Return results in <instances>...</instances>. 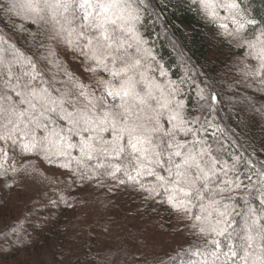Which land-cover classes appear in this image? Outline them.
<instances>
[{"label": "snow or ice", "instance_id": "obj_1", "mask_svg": "<svg viewBox=\"0 0 264 264\" xmlns=\"http://www.w3.org/2000/svg\"><path fill=\"white\" fill-rule=\"evenodd\" d=\"M194 2L214 17L217 7L229 10L234 28L220 27L247 48L245 60L255 62L245 65L248 74L264 84V22L243 14L238 0ZM0 10L51 24L48 38L82 56L95 77V88L84 84L51 47L39 59L57 72L46 75L37 59L0 36V142L62 161L61 168L75 160L92 173L89 179L102 170L146 193V200L159 197L198 237L182 250L180 264H264V166L239 172L238 157L229 163L200 135L206 129L186 115L184 102L175 99L178 90L142 70L145 42L131 0H7ZM17 27L26 31L23 23ZM60 72L67 80L57 78ZM0 154L6 157V149Z\"/></svg>", "mask_w": 264, "mask_h": 264}, {"label": "trees", "instance_id": "obj_2", "mask_svg": "<svg viewBox=\"0 0 264 264\" xmlns=\"http://www.w3.org/2000/svg\"><path fill=\"white\" fill-rule=\"evenodd\" d=\"M131 2L140 17L136 30L145 42V60H152L166 73L155 77L156 81L178 90L175 99L184 102L186 115L198 117L196 127L206 129L200 135L220 149L229 163L238 157L239 172L251 174L249 169L264 166V84L249 75L248 68L232 64L234 57L245 58L247 48L239 47L235 39L217 50L198 9L194 5L186 8L183 0H173L171 6L160 0ZM238 3L243 14L264 22V0ZM220 8L225 14L227 9ZM21 23L25 32L18 30ZM259 26L250 27L248 33ZM51 27L0 10V36L15 42L28 55L33 46L49 39ZM0 145L9 156L24 154L19 144ZM29 156L65 171L66 185L61 193L55 189L30 193L20 178L27 162L8 169L0 155V264H180L186 258L182 250L188 247L160 253L145 244L153 243V237L148 239L151 222L164 221L165 229L173 228V210L158 203L159 197L146 200V193L119 185L102 170L89 179L92 173L78 168L75 160L66 169L58 166L62 161ZM72 156L79 157L78 149L72 150ZM34 178L40 180L37 189L53 181L44 174Z\"/></svg>", "mask_w": 264, "mask_h": 264}, {"label": "rangeland", "instance_id": "obj_3", "mask_svg": "<svg viewBox=\"0 0 264 264\" xmlns=\"http://www.w3.org/2000/svg\"><path fill=\"white\" fill-rule=\"evenodd\" d=\"M2 1V0H1ZM5 3L7 0H4ZM132 1V0H131ZM163 4L171 6L170 3H172L173 0H160ZM182 1V0H179ZM176 2V1H175ZM185 3L186 8L193 7L194 9H198V13L200 16L201 21L203 22V25L207 29L208 33H210L211 37L213 38L212 43L216 46V49L219 50V47H222L223 45L227 46L230 43L235 42V39L231 36H228L225 34V30L220 27L222 23H227L229 29L234 28V25L231 22V13L229 10L225 12V14L220 13V7L216 8L217 15L214 17L211 14L205 12L198 3H195L194 0H183ZM194 3V4H193ZM223 8V7H222ZM220 14V16H219ZM227 18V19H226ZM52 27L51 31H49V35H52ZM49 37V36H48ZM47 37V38H48ZM30 42V41H29ZM37 46V45H36ZM33 46L32 51L29 52L30 56H33L34 59H37L41 68L45 70L46 75H51L52 73H56L57 69L53 67L51 64H48L47 61L40 60L39 57L43 55H47V50L49 47H51L57 54L58 60L63 64L65 68H67L70 72L74 73L76 77H78L84 84H90L93 88H95V77H93L92 73L86 71L85 69V63L84 58L82 56H79L77 53H74L71 49H67L64 44L59 40V38L55 40L48 39L46 41H43L41 46ZM142 51L140 53L141 56H145L143 43L140 45ZM134 51V49H133ZM234 57L232 59V64L236 68H243L245 65L248 64H254L253 61L245 60V58H239ZM231 62V61H230ZM145 70L147 75L150 78L155 77H161V70L158 69V67L154 64H152V60L148 61L145 60ZM150 66V67H149ZM244 69V68H243ZM237 70L235 72L237 75L242 73L243 70ZM100 76H104L107 78V75L103 72L99 73ZM57 78L59 80H67V77L64 76L63 72H60L57 74ZM156 80V79H155ZM160 80V79H158ZM242 80V77H241ZM244 80V79H243ZM163 82V81H162ZM164 83V82H163ZM165 84V83H164ZM166 85V84H165ZM60 86V85H58ZM68 87H71V84L68 85ZM166 87V86H165ZM97 94H99V91H97ZM0 148H3V145H0ZM3 157H5L3 154H0ZM27 164L24 166V170L20 176L21 181L26 184V187H28V190L30 193L37 192L40 193L42 190V193H48L50 189H55L59 193L63 190L65 183V175L67 174L65 171H62L61 169H57L55 167H47L45 166L41 160L36 159L34 156H29L25 154H15L13 156H9V153L7 151V156L5 157V167L8 169H13L22 166L24 163ZM45 175V179H53L52 183H49L46 187H42L37 189V184L40 182L39 178H34V175ZM36 179V182H35ZM38 181V182H37ZM37 183V184H36ZM58 192L56 193L57 196H59ZM43 196V195H42ZM45 196H43L44 198ZM40 198V195L37 199ZM59 198V197H57ZM37 202V201H36ZM41 200H39L40 204ZM162 212V211H161ZM163 213V212H162ZM173 216V228L165 229L162 222L160 223H152L150 224V236L148 239L153 237V243L152 245L145 243L146 246L148 245V249L151 250H157V252L165 253L169 251L172 248H180V247H188L191 245L194 241L198 239L197 236L192 235L190 233V228L188 227V222L181 219L180 215L176 213L175 211L171 212ZM157 221V219L155 220ZM176 221V223H174ZM163 229V231L161 229ZM139 229H136L138 231ZM167 230V231H164ZM166 232V233H165ZM140 233V232H139ZM140 236L141 233H140Z\"/></svg>", "mask_w": 264, "mask_h": 264}]
</instances>
